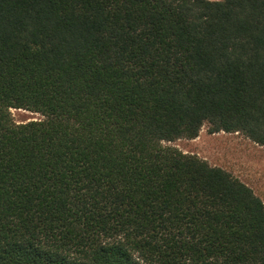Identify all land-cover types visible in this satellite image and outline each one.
Segmentation results:
<instances>
[{
	"label": "trees",
	"instance_id": "trees-1",
	"mask_svg": "<svg viewBox=\"0 0 264 264\" xmlns=\"http://www.w3.org/2000/svg\"><path fill=\"white\" fill-rule=\"evenodd\" d=\"M205 124L264 146V0H0V264H264Z\"/></svg>",
	"mask_w": 264,
	"mask_h": 264
},
{
	"label": "rangeland",
	"instance_id": "rangeland-1",
	"mask_svg": "<svg viewBox=\"0 0 264 264\" xmlns=\"http://www.w3.org/2000/svg\"><path fill=\"white\" fill-rule=\"evenodd\" d=\"M17 123L40 120L44 116L25 109H12ZM205 124L196 138H181L165 142L180 150L196 154L213 166H220L249 184L264 201V146H261L243 133L225 131L210 132Z\"/></svg>",
	"mask_w": 264,
	"mask_h": 264
}]
</instances>
